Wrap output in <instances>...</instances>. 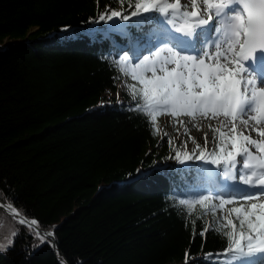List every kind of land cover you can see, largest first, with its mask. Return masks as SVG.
<instances>
[{"label": "trees", "instance_id": "16d2710c", "mask_svg": "<svg viewBox=\"0 0 264 264\" xmlns=\"http://www.w3.org/2000/svg\"><path fill=\"white\" fill-rule=\"evenodd\" d=\"M105 5L120 9L111 0H0V200L54 232L59 249H33L40 241L15 224L21 235L0 264H185L186 251L193 264L227 247L215 231L199 234L211 214L194 226L196 215L186 220L169 200L202 168H157L173 163L168 140L129 110L127 91L117 102L126 76L102 57L118 58L110 47L122 36L90 35L112 31L89 23Z\"/></svg>", "mask_w": 264, "mask_h": 264}, {"label": "snow or ice", "instance_id": "6c2138e0", "mask_svg": "<svg viewBox=\"0 0 264 264\" xmlns=\"http://www.w3.org/2000/svg\"><path fill=\"white\" fill-rule=\"evenodd\" d=\"M111 2H118L120 9L105 5L89 23L111 21L112 31L94 30L90 35L95 38L96 32H102L104 39H110L119 33L126 39L118 58L102 59L120 75L137 82H122L131 99L129 110L146 119L153 135L159 133L160 115L187 116L193 122L198 116L222 118L218 127L209 125L213 132L211 151L205 133L204 147L189 137L195 143L191 152L187 141L178 147L169 139L174 155L165 157L180 165L192 160L211 165L197 169L194 183L184 179L181 197H169L186 220L196 215L194 226L212 215L201 236L215 231L227 239L222 252L191 257L193 264L201 259L211 264H264V0ZM133 23L136 33L131 31ZM68 27L61 31H68ZM119 78L113 77L114 83ZM117 102L121 103L119 93ZM136 174L145 175L141 169ZM5 195L0 190V197ZM225 205L232 207L225 209ZM6 207L13 226L4 235L6 222L0 217V252L14 247L21 235L14 225L19 224L27 226L29 234L40 241L33 249L48 244L59 255L54 232L41 233L37 220L21 218L24 214L12 198ZM189 258L186 251L185 264ZM58 264L70 262L60 257Z\"/></svg>", "mask_w": 264, "mask_h": 264}, {"label": "rangeland", "instance_id": "374dc122", "mask_svg": "<svg viewBox=\"0 0 264 264\" xmlns=\"http://www.w3.org/2000/svg\"><path fill=\"white\" fill-rule=\"evenodd\" d=\"M124 81H126L127 84H132V80L129 77H124L120 81H118V83H117L118 91H116L114 93V95L117 98V93H119V100H121V98H122L120 93L124 90L127 91L122 86V82H124ZM110 95H112V93H108V96H110ZM219 119H222V118L205 119V118H201L198 116L196 118L195 122H193L191 120V118H189L187 116L181 115V116H178L176 118H173L170 114H165V115H160L158 117L157 126L160 130V135L164 136L163 133H165V132L168 133L167 136H164L168 140V143H169V139H171L173 141V143L179 147L183 144V142L187 141V150L189 152H191V150L195 147V143H193L189 139V137L195 138V142L200 144L201 147H204V145H205L204 134L207 133L208 140L210 142V144L207 146V148L209 151H211L213 148V144L211 143V141L213 139V132L210 130L209 125H212L213 127H218ZM180 121H182L183 123H180ZM205 121L207 122L206 123L207 125L205 124ZM194 123H195V125H198L201 130H197V127L194 126ZM185 128H187V132H185ZM217 135H218V133H217ZM170 153H172V155H174V153L172 152L171 149H170ZM172 161H173V165H175V163L178 164L174 159H172ZM199 165L202 166L203 169L211 167V165L204 164L203 161L192 160V161H187L186 164L184 165V168H190L192 166H194V167L197 166V168H198ZM230 207H232V206L231 205L226 206L225 209H228ZM3 214H5L8 218L11 219V221H13V217L11 215H9L8 213H6L3 209L0 208V217H2ZM12 224H13V222H12ZM12 224L9 222H6V226H5L6 228L4 229V231L6 229H8L9 227H11ZM44 230H46V229H44Z\"/></svg>", "mask_w": 264, "mask_h": 264}, {"label": "bare ground", "instance_id": "6f19581e", "mask_svg": "<svg viewBox=\"0 0 264 264\" xmlns=\"http://www.w3.org/2000/svg\"><path fill=\"white\" fill-rule=\"evenodd\" d=\"M115 44V42H113V45ZM207 122L205 121V124H206ZM207 125V124H206ZM252 135L255 137L256 136V134L255 133H252ZM210 144V143H209ZM208 144V145H209ZM172 165L173 163H171V162H169V161H167V165ZM154 169H156V167H153L152 168V170H154ZM141 170H143V171H147V169H144V168H141ZM135 178H137V175L135 176ZM4 208L6 209V211L7 212H9L8 210H7V207H6V205H4ZM10 213V212H9ZM21 218H25V217H21ZM27 219H29L28 217H26ZM29 220H31V219H29ZM37 227H39L38 225H37ZM42 233H43V231H42Z\"/></svg>", "mask_w": 264, "mask_h": 264}, {"label": "water", "instance_id": "95a60500", "mask_svg": "<svg viewBox=\"0 0 264 264\" xmlns=\"http://www.w3.org/2000/svg\"><path fill=\"white\" fill-rule=\"evenodd\" d=\"M12 43V42H11ZM5 44H8V43H5ZM5 44H3V46H5ZM7 203H4V205H6ZM1 209H3L6 213H8L9 215H11L9 212L6 211V209L3 207H0ZM25 217V216H23ZM30 219V218H29ZM37 227V226H36ZM37 230L40 231L42 233H47V232H50V230H44V229H41L40 227H37ZM52 232V231H51ZM51 239V238H50Z\"/></svg>", "mask_w": 264, "mask_h": 264}]
</instances>
